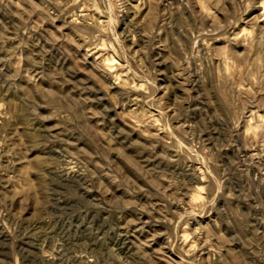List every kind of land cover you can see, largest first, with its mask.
I'll return each mask as SVG.
<instances>
[{
    "label": "rangeland",
    "instance_id": "374dc122",
    "mask_svg": "<svg viewBox=\"0 0 264 264\" xmlns=\"http://www.w3.org/2000/svg\"><path fill=\"white\" fill-rule=\"evenodd\" d=\"M0 264H264V0H0Z\"/></svg>",
    "mask_w": 264,
    "mask_h": 264
}]
</instances>
